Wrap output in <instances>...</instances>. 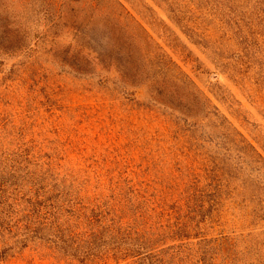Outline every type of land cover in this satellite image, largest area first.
<instances>
[{"label": "rangeland", "instance_id": "rangeland-1", "mask_svg": "<svg viewBox=\"0 0 264 264\" xmlns=\"http://www.w3.org/2000/svg\"><path fill=\"white\" fill-rule=\"evenodd\" d=\"M230 1L255 12L254 0ZM225 33L207 0H0V178L50 170L70 188L60 223L74 238L34 239L0 264H140L108 243L91 253L92 235L129 226L153 236L164 264H200L202 239L214 264H264V78L240 72ZM163 70L195 102L188 121L156 104ZM199 195L212 212L176 236ZM2 209L12 233L0 251L25 234L22 214Z\"/></svg>", "mask_w": 264, "mask_h": 264}, {"label": "trees", "instance_id": "trees-1", "mask_svg": "<svg viewBox=\"0 0 264 264\" xmlns=\"http://www.w3.org/2000/svg\"><path fill=\"white\" fill-rule=\"evenodd\" d=\"M207 1L212 12L224 25L225 35L229 34L230 38L234 39L239 47L238 54H231L227 57L240 62L242 66L240 72L247 75L250 70L257 68L261 78H264V0H254L256 6L255 12L251 13L250 18L247 17V12L239 9L230 0ZM4 36L6 39V35ZM7 37L10 38L9 36ZM116 41L119 42L120 40L117 38ZM118 55L121 56V53L118 52ZM123 66V70L119 68L121 75H124L128 80L134 81L137 78L138 71H135L133 67L132 71H130L129 69L127 70L125 65ZM161 74H164V80L162 81V86L157 89L158 96H160L157 97L160 100H156V104H160L166 111H171L173 114L177 112L176 109H179L180 113H182L181 115L184 116L183 119L188 121V115L195 110V102H184L182 94L176 88L167 86V75L164 70L161 71ZM207 114H209V111ZM188 125L189 130L193 134L196 131L203 130V126L198 125L197 121H190ZM201 135L203 134L201 133ZM221 145L226 146L223 139L221 140ZM25 169L23 175L19 174L17 170H14L9 179L0 178V232L7 230L9 233H12V227H9V223L1 218L2 215H5V210L2 209L4 206L14 214H22V219L17 220L14 226L19 228L18 226L22 222L24 223L25 230V234L20 237H17L18 234H16L17 240L15 245L8 246V248L0 251V258L5 259L13 255L12 253L15 252L14 248H18L17 245H20V248H24L34 239L52 241L56 245H59L58 241L60 240L65 244L71 241L72 243L74 242L73 237H69L70 240L67 237L65 238V230L62 223H60V216L63 213H72V205H70L72 201L67 199L70 194V188L67 190L68 192L61 190L56 176L50 170H41L37 173L30 169ZM10 189L12 190V192L10 191L12 203H7L8 200L3 198L9 194ZM194 197V205L189 207L187 216L185 215L184 219L177 224L175 234L178 237H191L192 234L189 227H199L204 222L206 215L210 214L213 210L214 202H210L211 200L208 199L207 207L203 196L199 195ZM60 198H64V202L68 201L67 203L71 207L57 205ZM21 207L22 210L18 211V208ZM100 214V212H96L94 214L95 218L99 217ZM98 221L97 223H99ZM50 225L58 229V232L61 234L60 238H58L59 240L49 237L44 233V229ZM195 236L198 237V233ZM91 239L89 244L95 247L91 253L97 247L100 248L103 244L108 243L110 246L113 245L112 249L115 257H118L120 254L119 258L128 259L129 257L141 255L139 259L140 264H164V260L159 257V253L165 250L157 249L154 251V248H156L154 246L156 240H153V236L150 237L145 232L138 231V229L135 230L131 226L124 230L121 227L117 228L116 233H113L109 240H106V237L103 235L97 234L92 235ZM202 242L204 244L199 256L200 264H214L215 257L219 254L215 252V247L212 245L213 241L202 239Z\"/></svg>", "mask_w": 264, "mask_h": 264}]
</instances>
